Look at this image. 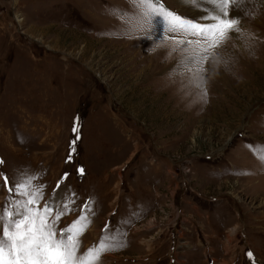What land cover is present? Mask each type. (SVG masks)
I'll return each mask as SVG.
<instances>
[{"label":"rangeland","instance_id":"1","mask_svg":"<svg viewBox=\"0 0 264 264\" xmlns=\"http://www.w3.org/2000/svg\"><path fill=\"white\" fill-rule=\"evenodd\" d=\"M142 10L0 0V207L14 177L39 174L45 197L61 181L74 201L57 233L91 197L80 253L118 236L98 264H264V9L231 8L237 27L195 60L206 44L189 32L127 23Z\"/></svg>","mask_w":264,"mask_h":264},{"label":"snow or ice","instance_id":"2","mask_svg":"<svg viewBox=\"0 0 264 264\" xmlns=\"http://www.w3.org/2000/svg\"><path fill=\"white\" fill-rule=\"evenodd\" d=\"M240 2L241 0H181L185 6L203 13L201 19L206 22L193 23L192 18L182 17L174 10L168 9L162 0H134V7L139 3L143 10L138 11L135 19L127 23L136 26L140 20L146 18L150 22L155 17L160 20L162 26L166 22L169 23L170 30L189 32L198 38L197 43L203 41L206 44L202 52L192 54V59L195 60L209 49L219 47L237 27L238 20L230 18L231 8ZM206 4H211L212 8H205ZM188 42L190 41H180L181 44ZM204 59L207 60L208 56L204 55ZM203 71L204 69L200 70L201 73ZM73 131L77 129L74 127ZM74 147L75 140L70 144L72 150ZM71 158L70 152L68 159ZM79 172L83 175L84 169H79ZM38 175L19 173L13 178L12 186L8 187V202L0 207V264H98L104 253L123 246L117 235H100L94 245L80 253L81 237L92 224L89 215L92 213L91 197L81 205V214L57 233L56 225L62 216L73 210L70 204L74 201L56 198L61 181L57 182L53 193L45 197L44 186H34ZM0 176H3L4 184L8 186L9 177L3 173H0ZM66 178L67 173L62 179ZM17 197L25 199L21 202ZM41 202L42 207H38ZM110 224L111 221L105 222V232L108 231ZM248 255L252 254L249 252Z\"/></svg>","mask_w":264,"mask_h":264},{"label":"bare ground","instance_id":"3","mask_svg":"<svg viewBox=\"0 0 264 264\" xmlns=\"http://www.w3.org/2000/svg\"><path fill=\"white\" fill-rule=\"evenodd\" d=\"M233 9L237 14L243 16L250 14L252 11L261 12L264 9V0H241Z\"/></svg>","mask_w":264,"mask_h":264},{"label":"water","instance_id":"4","mask_svg":"<svg viewBox=\"0 0 264 264\" xmlns=\"http://www.w3.org/2000/svg\"><path fill=\"white\" fill-rule=\"evenodd\" d=\"M79 123H80V120L76 119V121H75V128H78ZM74 137H78V132H76V134H75ZM73 141H74V140H73ZM75 142H76V141H75Z\"/></svg>","mask_w":264,"mask_h":264}]
</instances>
